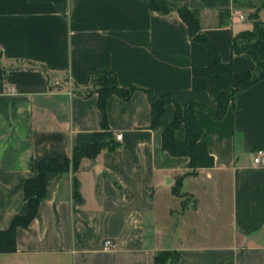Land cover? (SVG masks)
Masks as SVG:
<instances>
[{
  "label": "crops",
  "instance_id": "crops-1",
  "mask_svg": "<svg viewBox=\"0 0 264 264\" xmlns=\"http://www.w3.org/2000/svg\"><path fill=\"white\" fill-rule=\"evenodd\" d=\"M164 1L168 14L147 0H0V232L28 214L24 185L43 160L70 159L102 132L98 95L83 94L93 72L112 70L120 88H136L129 100L107 101L118 148L49 173L36 217L18 228L17 250L0 254V264H155L161 252L179 254L169 264H264V168L252 161L264 150V79L238 92L221 120L196 111L214 165L195 174L189 157L163 149L175 104L153 128L150 100L218 111L209 80L193 73L209 66L208 49L178 10L198 11L221 62L243 73L251 60L231 41L253 30L256 0ZM258 14L264 20V9ZM175 138L186 140L184 124Z\"/></svg>",
  "mask_w": 264,
  "mask_h": 264
},
{
  "label": "trees",
  "instance_id": "trees-1",
  "mask_svg": "<svg viewBox=\"0 0 264 264\" xmlns=\"http://www.w3.org/2000/svg\"><path fill=\"white\" fill-rule=\"evenodd\" d=\"M152 11L168 14L173 9L164 0H147ZM181 18L188 25L189 33L194 41L203 43L209 52V66L205 69H194L196 76H202L210 82V94L219 104L215 111L197 102L190 101L184 107L170 96L155 97L150 94L152 109V127L160 124L165 106L173 103L176 106L175 120L170 128L163 134V149L174 157L186 156L190 158V174H195L199 169H209L214 165V158L209 154L205 143L202 141L203 129L196 118L197 110H206L216 119L221 120L226 115L230 105L234 103L238 92L243 91L264 79V23L259 17V12L251 14L250 19L253 30L237 35L231 41V48L235 55H245L252 63V69L243 73L234 72L231 65L221 62L216 45L201 33L198 11L178 10ZM239 40H247L244 46H239ZM136 90L135 87L122 89L119 87L118 78L112 70H95L92 74V89L83 92L84 96L98 95V106L102 112V132L98 133L92 145L76 147L72 157L64 161L56 159L43 160L36 171V176L26 180L24 185L25 199L28 203V214L14 219L11 227L0 232V254L16 252V232L18 228H27L36 217L46 195V176L51 172L65 173L75 169L85 159L95 160L102 151H114L118 148L110 132L107 120V101L111 95H118L123 100H129ZM184 124L187 129V138L180 142L175 138L176 130ZM75 205L82 206L84 199L80 193V184L76 182L74 191ZM180 256L176 252H161L156 256L155 264H169L178 262Z\"/></svg>",
  "mask_w": 264,
  "mask_h": 264
},
{
  "label": "built area",
  "instance_id": "built-area-1",
  "mask_svg": "<svg viewBox=\"0 0 264 264\" xmlns=\"http://www.w3.org/2000/svg\"><path fill=\"white\" fill-rule=\"evenodd\" d=\"M241 21H246L247 17L245 15L240 16ZM69 86L73 89V85L69 83ZM122 140V135L118 134L116 136V141L120 142ZM252 161L255 166L264 168V150L259 149L252 153ZM116 248L115 243L112 240H106L103 244V249L105 251H113Z\"/></svg>",
  "mask_w": 264,
  "mask_h": 264
},
{
  "label": "rangeland",
  "instance_id": "rangeland-1",
  "mask_svg": "<svg viewBox=\"0 0 264 264\" xmlns=\"http://www.w3.org/2000/svg\"><path fill=\"white\" fill-rule=\"evenodd\" d=\"M255 7H256V10H255V13L259 12L260 10L264 9V0H256L255 2L252 3ZM263 23H264V20H261ZM262 29H264V27H262ZM246 42H248L247 40L245 41H241L239 40V46H244V44H246Z\"/></svg>",
  "mask_w": 264,
  "mask_h": 264
}]
</instances>
